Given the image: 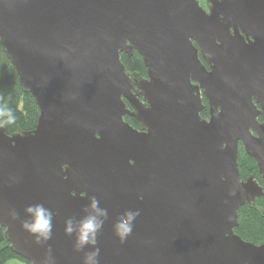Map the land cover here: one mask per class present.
<instances>
[{"label":"water","instance_id":"obj_1","mask_svg":"<svg viewBox=\"0 0 264 264\" xmlns=\"http://www.w3.org/2000/svg\"><path fill=\"white\" fill-rule=\"evenodd\" d=\"M205 1L0 0V46L38 109L30 130L0 123L16 255L83 264L65 222L98 203L99 264H264V243L234 231L239 207L264 199V0ZM134 50L146 76L121 61ZM239 142L261 182L241 178ZM35 205L51 213L46 241L23 226Z\"/></svg>","mask_w":264,"mask_h":264},{"label":"trees","instance_id":"obj_2","mask_svg":"<svg viewBox=\"0 0 264 264\" xmlns=\"http://www.w3.org/2000/svg\"><path fill=\"white\" fill-rule=\"evenodd\" d=\"M200 3L203 6L206 5L205 0H200ZM120 58L127 71H135L140 75L145 74L142 58L135 50L130 56L121 53ZM203 103L205 107L201 111V115L207 117L208 110L205 98H203ZM37 115L38 109L32 94L22 89L10 59L0 46V123H2L5 132L8 134L14 132L17 128L30 130L35 126ZM124 118L134 127H139V123L133 117L126 115ZM237 162L241 178L253 174L258 182H261L257 174L255 160L245 152L241 143L238 146ZM263 210L264 199L262 197H257L252 205L244 204L240 206L237 210L238 224L234 227V231L244 240L255 244L264 243ZM3 231L4 228L0 226V264H4L10 259H18L25 264H29L28 261L16 255L9 248V243L5 240Z\"/></svg>","mask_w":264,"mask_h":264},{"label":"clouds","instance_id":"obj_3","mask_svg":"<svg viewBox=\"0 0 264 264\" xmlns=\"http://www.w3.org/2000/svg\"><path fill=\"white\" fill-rule=\"evenodd\" d=\"M26 213L30 219L26 220L24 227L38 238L48 240L51 237V213L42 205L29 206ZM138 212H127L113 224V231L117 238L123 243L131 234L133 222ZM107 210L100 208L98 203H92L85 209V215L79 220L69 218L65 222L67 235L75 237L74 248L83 252V264H99L98 234L100 233L105 220ZM90 249V250H89Z\"/></svg>","mask_w":264,"mask_h":264},{"label":"rangeland","instance_id":"obj_4","mask_svg":"<svg viewBox=\"0 0 264 264\" xmlns=\"http://www.w3.org/2000/svg\"><path fill=\"white\" fill-rule=\"evenodd\" d=\"M199 3H200V0H199ZM205 3H206V1H205ZM200 4L202 5V3H200ZM203 7L206 8V5ZM4 264H25V263L23 261L18 260V259H10V260H7Z\"/></svg>","mask_w":264,"mask_h":264},{"label":"flooded vegetation","instance_id":"obj_5","mask_svg":"<svg viewBox=\"0 0 264 264\" xmlns=\"http://www.w3.org/2000/svg\"><path fill=\"white\" fill-rule=\"evenodd\" d=\"M128 56H130V55H128ZM142 76H146V74H144V75H142ZM127 102V101H126ZM127 105L129 106V104L127 103ZM262 119V117L259 119V120H261ZM137 128V127H136ZM139 128V127H138ZM241 142H239V144H240ZM255 165H256V162H255ZM256 169H257V174L259 175V177H260V180H261V176H260V174H259V172H258V168H257V165H256ZM256 178V177H255ZM258 181V180H257Z\"/></svg>","mask_w":264,"mask_h":264}]
</instances>
